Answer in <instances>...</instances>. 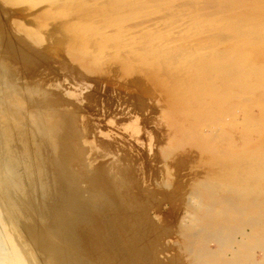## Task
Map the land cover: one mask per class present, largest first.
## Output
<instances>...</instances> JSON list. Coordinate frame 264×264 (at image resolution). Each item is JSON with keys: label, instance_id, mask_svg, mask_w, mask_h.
<instances>
[{"label": "rangeland", "instance_id": "374dc122", "mask_svg": "<svg viewBox=\"0 0 264 264\" xmlns=\"http://www.w3.org/2000/svg\"><path fill=\"white\" fill-rule=\"evenodd\" d=\"M0 76V115L25 125L0 120L21 165L3 149L0 167L27 169L0 171V231L23 264L264 259V0H0Z\"/></svg>", "mask_w": 264, "mask_h": 264}, {"label": "bare ground", "instance_id": "6f19581e", "mask_svg": "<svg viewBox=\"0 0 264 264\" xmlns=\"http://www.w3.org/2000/svg\"><path fill=\"white\" fill-rule=\"evenodd\" d=\"M7 14H8V13H7ZM145 23H146V22H145ZM151 28H152V27H151ZM144 30H145V29H144ZM154 30H155V29H154ZM7 32H9V31H7ZM7 32H6V30H5V36H6V37H5V39H6L5 41H6V42H7V41L9 42V40L11 39V38H10L11 36H10ZM111 32H112V30H111ZM147 34H148V33H147ZM166 34H167V33H166ZM174 34H175V33H174ZM152 35H154V34H152ZM9 36H10V37H9ZM168 37H169V36H168ZM163 39H164V38H163ZM220 39H221V38H220ZM243 43H244V42H243ZM245 43H246V42H245ZM10 44H11V43H10ZM153 44H154V43H153ZM241 44H242V43H241ZM216 51H217V50H216ZM0 77H1V76H0ZM2 98H5V97H2ZM6 98H7V97H6ZM263 99H264V98H263ZM260 100H261V99H260ZM260 100H259V101H260ZM5 101H6V100H5ZM252 101H253V100H252ZM1 102H2V101H1ZM247 102H248V101H247ZM256 103H257V102H256ZM2 104H3V103H2ZM0 105H1V103H0ZM243 106H244V105H243ZM254 106H255V105H254ZM5 107H7V106H5ZM259 108H260V107H259ZM0 110H1V109H0ZM5 110H6V109H5ZM8 112H10V114H11V112H12L13 114L16 113V112L10 111V110H8V109H7V113H4V111H2L1 113L6 114V116L3 115V114H1V115H0V120H4L5 123H7L9 120L6 122V120H7L8 118H5V119H4V118H2V117H3V116H4V117H7ZM10 114H9V115H10ZM13 114H11V115L13 116ZM262 114H263V113H262ZM2 115H3V116H2ZM11 115H10V116H11ZM12 116L10 117V121H11L10 123L14 122V120L12 121L11 118L13 119V118L15 117V115H14L13 117H12ZM262 116H263V115H262ZM22 120H23V119L18 120L17 122H16V120H15V122H16L17 125H18V124H20V125L22 124V127H24L25 125L23 126ZM15 122H14V123H15ZM18 122H21V123H18ZM261 122H262V121H261ZM3 123H4V122H3ZM7 124H9V123H7ZM7 124H4L5 127H7V128L10 127L11 124H10V125H7ZM40 124H41V123H40ZM6 125H7V126H6ZM13 125H15V124H13ZM39 126H40V128H41V125H39ZM0 127H1V126H0ZM15 127H16V125H15ZM15 127H14V128H15ZM37 127H38V125H37ZM1 128H2V127H1ZM16 128L18 129V127H16ZM40 128H39V130H40ZM2 129H3V128H2ZM5 129H6V128H5ZM9 129L14 130L13 128H9ZM19 129H21V128H19ZM6 130H7V129H6ZM12 130H10V133H13V132H11ZM15 130H16V129H15ZM15 130H14V131H15ZM7 131H8V133H9V130H7ZM19 131H20V130H19ZM4 132H5V131H4ZM15 132H17V131H15ZM15 132H14V133H15ZM249 132H250V131H249ZM10 133L8 134V136L11 135ZM0 136H1V135H0ZM30 136H31V135H30ZM30 136H29V137H30ZM11 137H12V136H11ZM29 137H28V138H29ZM31 137H33V136H31ZM9 138H10V137H9ZM13 138H14V137H13ZM20 138H21V137H20ZM26 138H27V137H26ZM28 138H27V139H28ZM17 139H18V138H17ZM27 139H26V141H24L25 143H27V141H28ZM1 140H2V139H1ZM32 140L34 141V138L31 139V140H29L28 142L31 141V143H32ZM40 141H41V140H40ZM17 142H18V141H17ZM20 142H21V141H20ZM20 142H19V143H20ZM24 142H22V143H23V145L25 146ZM34 142H35V144H36L37 140L34 141ZM250 142H251V141H250ZM31 143H30V144H31ZM38 143H39V142H38ZM15 144H16V143H15ZM17 144H18V143H17ZM32 144H33V143H32ZM32 144H31V145H32ZM7 145H8V144H7ZM27 145H29V143H28ZM37 145H38V144H37ZM11 146H12V145H11ZM21 146H22V144H21ZM29 146H30V145H29ZM8 147H9V146H8ZM26 147H27V146H26ZM37 147H38V146H37ZM10 148H11V147H10ZM21 148H22V147H21ZM27 148H29V147H27ZM3 149H4L3 157L1 156V154H0V156H1L3 159H5V158H6L5 156L10 155V154H7V155H6V152H7V153L9 152V151H8L9 148H8V149L3 148ZM3 149H2V150H3ZM2 150H0V151L2 152ZM5 150H7V151L5 152ZM21 150H22V149H21ZM23 150H24V149H23ZM27 152H28V151H27ZM4 153H5V155H4ZM37 155H38V154H37ZM23 156H25V155H23ZM27 156H28V155H27ZM4 157H5V158H4ZM18 157H19V156H18ZM21 157H22V156H20V158H21ZM25 157H26V156H25ZM25 157H23L22 159H24ZM29 157H30V156H29ZM31 157H32V156H31ZM38 158H39V157H38ZM38 158L35 157L34 159H32V160L30 161V162H32V163H30V164H33V165L31 166V167L33 168V169H31V171H32V170L34 171V169H35L36 171L39 172V174L42 175L41 171L39 170V166H41V165H40V160H39ZM7 159H9V156L7 157ZM5 160H6V159H5ZM9 160H11V157H10ZM13 160L15 161V163L17 162V160L20 161L19 158L16 160V157H15L14 159L12 158V160H11V164L13 163ZM233 160H234V159H233ZM244 161H245V160H243V162H244ZM2 162H3V161H1V164H0V165H3ZM6 162H8V161L6 160ZM51 162H52V161H51ZM9 163H10V161L8 162V164H9ZM17 163H18V165H20L19 162H17ZM244 163H245V162H244ZM244 163H242V164H244ZM6 164H7V163H6ZM13 164H14V163H13ZM13 164H12V165H13ZM14 165H15V164H14ZM236 165H237V164H236ZM3 166H5V164H4ZM3 166H1V167H2V169H5V170H3V177H2V175H1V177H2V178H5L6 180L9 179V178H12L14 175L11 174V170H10V171H7L8 169L5 168L6 166H5L4 168H3ZM9 166H10V167H9ZM9 166H7V167H8L9 169H10V168L12 169V167H11L10 164H9ZM15 166H16V168H15V170H14V167H15ZM15 166H13V170H14V171H16V170L18 169V168H17V164H16ZM20 166H21V165H20ZM242 166H243V165H242ZM246 166H247V165H246ZM1 167H0V171L2 172ZM18 167H19V166H18ZM31 167L29 166V168H31ZM6 169H7V170H6ZM24 169H26V168L24 167L23 170H24ZM41 169H42V168H41ZM18 170H19V169H18ZM23 170L21 169V170H20V171H21V172H20L21 175H19V176H18V175H15V178H17L16 176H18V178H21V176H22V171H23ZM26 170H27V169H26ZM224 170H225V169H224ZM233 170H234V169H233ZM238 170H239V169H238ZM4 171H5V172H4ZM18 172H19V171H18ZM27 172H28V171H27ZM52 172H53V171H52ZM235 172H236V171H235ZM237 172H238V171H237ZM14 173H15V172H14ZM20 173H18V174H20ZM24 173H25V172H24ZM0 174H2V173H0ZM16 174H17V173H16ZM222 174H223V173H222ZM231 174H232V173H231ZM261 174H262V173H261ZM51 175H53V174H51ZM216 175H217V174L213 175V177H210V180H211V178H214V176H216ZM219 175H221V174H218L217 177H219ZM227 176H228V175H227ZM238 176H239V175H238ZM256 176H257V175H256ZM1 177H0V178H1ZM230 177H231V176H230ZM15 178L13 177V180L9 179V180H10V183H12L13 181H16ZM18 178H17V179H18ZM38 178H39V177H38ZM44 178H45V177H44ZM239 178H240V177H239ZM241 178H242V177H241ZM5 179H4V180L2 179L1 181L4 182ZM42 179H43V178H42ZM58 179H59V178H58ZM217 179H218V178H217ZM219 179H220V178H219ZM223 179H225V178H223ZM233 179H234V178H233ZM18 180L20 181V179H18ZM212 180H214V179H212ZM235 180H236V179H235ZM253 180H254V179H253ZM11 181H12V182H11ZM38 181H43V182H44V179L41 180V176H40V180L38 179ZM38 181H37V182H38ZM45 181H46V180H45ZM207 181H209V180H207ZM224 181H225V180H224ZM224 181H223V182H224ZM226 181H227V179H226ZM229 181H230V180H229ZM248 181H250V180H248ZM6 182H8V183H6V185H7V184H9V186L12 185V184L9 183V181H6ZM230 182H231V181H230ZM236 182H237V181H236ZM236 182H235V183H236ZM19 183H20V182H19ZM19 183H18V184H19ZM41 183H42V182H41ZM41 183H40V184H41ZM44 183H45V182H44ZM208 183H211V182L209 181ZM208 183H207V184H208ZM221 183H222V181H221ZM221 183H220V187L223 186V185H221ZM228 183H229V182H228ZM228 183H227V184H228ZM232 183H233V182H232ZM232 183H231V185L234 184V183H233V184H232ZM237 183H238V182H237ZM240 183H241V182H240ZM249 183H250V182H249ZM251 183H252V179H251ZM254 183H255V182H254ZM18 184H17V182H16V185H14V184H13V185H14V186H18ZM204 184H205V183H204ZM207 184H206V185H207ZM223 184H226V183H223ZM229 184H230V183H229ZM229 184H228V185H229ZM2 185H3V184H2ZM13 185H12V188L14 187ZM19 185H20V184H19ZM42 185H43V184H42ZM237 185H239V184H237ZM217 186H218V185H217ZM226 186H227V185H226ZM226 186H225V187H226ZM247 186H248V185H247ZM6 187H8V186H6ZM202 187H204V188H203L204 190H203V189H202V190L205 191V189H206L205 186H202ZM207 187H208V186H207ZM213 187H214V186H213ZM228 187L230 188V186H227V187H226V190H227ZM251 187H252V186H251ZM214 188H215V187H214ZM221 188H222V187H221ZM15 189H17V188L15 187ZM59 189H60V188H59ZM209 189H210V188H209ZM218 189H219V188H218ZM222 189H224V188H222ZM231 189H232V188H231ZM233 189H234V188H233ZM8 190H9V187H8ZM10 190H11V189H10ZM214 190H215V189H214ZM216 190H217V189H216ZM219 190H220V189H219ZM228 190H229V189H228ZM11 191H12V190H11ZM11 191H10V192H11ZM13 191H14V190H13ZM199 191L202 192L201 190H199ZM217 191H218V190H217ZM224 191H225V189H224ZM8 192H9V191H8ZM8 192H7V193H8ZM41 192H42V191H41ZM211 192H213V190H212ZM232 192H234V191H232ZM208 193H209V192H208ZM220 193H221V194H222V193L224 194V192H222V191H221ZM242 193H243V192H242ZM244 193H245V192H244ZM256 193H258V192H256ZM9 194H10V193H9ZM205 194H206V193H205ZM231 194H232V193H231ZM41 195H42V194H41ZM201 195H202V194H201ZM211 195H212V194H211ZM211 195H210V196H211ZM216 195H217V193H216ZM216 195L213 197V199L210 198V199H212V200H211L212 203H215V202H218V201H219V198H220L219 196H220V195H219V196H216ZM234 195H235V194H234ZM234 195H232V196H234ZM238 195H240V194H238ZM242 195H243V194H242ZM242 195H241V196H242ZM254 195H255V194H254ZM263 195H264V194H263ZM35 196H36V195H35ZM42 196H43V195H42ZM204 196H205V195H204ZM207 196L209 197L208 194H207ZM221 196H222V195H221ZM241 196H239V197H241ZM251 196H252V195H251ZM251 196H250V197H251ZM255 196H256V195H255ZM40 197H41V196H40ZM222 197H223V196H222ZM236 197H237V195H236ZM239 197H238V198H239ZM250 197H249V198H250ZM43 198H45V197L43 196ZM43 198H41V199L43 200ZM228 198H229V197H228ZM230 198H231V200L229 199V201H232V203H233V200H234L235 198H234V199H232V197H230ZM255 198H257V197H255ZM259 198H261V197L259 196ZM197 199H200V198H197V196H196V199H195V200H197ZM221 199L223 200V198H221ZM225 199H226V198H225ZM247 199H248V198H247ZM261 199H262L261 201H263L264 198H261ZM44 200H45V199H44ZM222 200H221V202H222ZM238 200H241V199H238ZM238 200H236L237 203H238ZM244 200H246V199H244ZM251 200H253V197H252ZM251 200H250V201H251ZM197 201H199V200H197ZM234 201H235V200H234ZM248 201H249V200H248ZM255 201H256V200H255ZM257 201H258V199H257ZM224 202H226V201H224ZM242 202H243V201H242ZM251 202H252V201H251ZM251 202H250V203H251ZM194 203H195V202H194ZM196 203H197V202H196ZM196 203H195L194 205H196ZM237 203H236V202L233 203L232 207H235V208L241 210V208H242L241 205H243V204L241 203V205H239V203H238V204H237ZM258 203H260V202L258 201ZM205 204H206V203H205ZM221 204H222V203H221ZM223 204H225V203H223ZM251 204H252V203H251ZM194 205H193V206H194ZM199 205H200L201 207H203L200 203H199ZM228 205H230V204L227 203V206H228ZM246 205H248V204L246 203ZM200 206H198V208H199ZM243 206H244V205H243ZM191 207H192V206H191ZM191 207H190V208H191ZM195 207H197V206H194V208H195ZM207 207H208V206H207ZM210 207H211V206H210ZM228 207L230 208V206H228ZM232 207H231V208H232ZM244 207H246V206H244ZM252 207H254V206H252ZM194 208H193V209H194ZM203 208H204V207H203ZM214 208H215V207H214ZM214 208H212L213 211H214ZM221 208H222V207H221ZM221 208H220V210L218 211V213H221V212H220V211H221ZM231 208H230V209H231ZM258 208H259V207H257V209H258ZM193 209L191 208V209H190V212H191V210H193ZM206 209H207V208H206ZM225 209H226V207H224V210H225ZM242 209H243V208H242ZM195 210H196V208H195ZM240 210H238V211H240ZM245 210H246V209H245ZM245 210L243 209V211H245ZM193 211H194V210H193ZM193 211H192V212H193ZM210 211H212V210L210 209ZM227 211L229 212V210H227ZM233 211H234V210H233ZM238 211L236 210V212H237V213H236L237 216H238V213H239ZM196 212H198V211L196 210ZM196 212L194 211L193 213H196ZM208 212H209V210H208ZM17 213H18V212H17ZM198 213H199V212H198ZM210 213H211V212H210ZM210 213H209V214H210ZM234 213H235V211H234ZM200 214H203V215H204L205 212H204V213L202 212V213H200ZM211 214H212V213H211ZM240 214H241V211H240ZM192 215H193V214H190V216H192ZM203 215H202V216H203ZM222 215L224 216V213H223ZM193 216H194V215H193ZM209 216H210V215H209ZM223 216H222V217H223ZM226 216H227V215H226ZM259 216H260V215H258V217H259ZM198 217H200V216H198ZM220 217H221V215H220ZM220 217H218V218H220ZM227 217H228V216H227ZM227 217H226V218H227ZM211 218H212V217H211ZM214 218H215V216H214ZM226 218H225V219H226ZM233 218H234V216H233ZM239 218H242V215H241V216L239 215ZM249 218H250V217H249ZM251 218H252V217H251ZM253 218L256 219V217H253ZM216 219H217V218H216ZM221 219H222V218H221ZM237 220H239V219H237ZM249 220H250V219H249ZM251 220H252V219H251ZM251 220H250V221H251ZM256 220H257V219H256ZM261 220H262V219H261ZM202 221H203V220H202ZM215 221H216V220H215ZM232 221H233V219H232ZM232 221H231V222H232ZM239 221L241 222L242 220H239ZM245 221H247V218H246ZM250 221H249V222H250ZM216 222H217V221H216ZM222 222H224V221H222ZM235 222H236V221H235ZM235 222H234V223H235ZM240 222H239V223H240ZM249 222H248V223H249ZM254 222H255V221H253V223H254ZM197 223H199V222L197 221ZM204 223H205V222H204ZM237 223H238V221L235 223V225H236ZM244 223H245V222H244ZM248 223H246V224H248ZM250 223H251V222H250ZM0 224H1V223H0ZM195 224H196V223H195ZM205 224H206V223H205ZM217 224H218V223H215V225H214L212 221H211V222H208V223L206 224V226L209 227V228H208V230H209V231H208V232H209V235H207V236H212V237H214V239L216 238V240H217V239L220 240L221 238H223V241H224V240L226 241V240L228 239V238L226 237V231H227V229L230 228V227H228V228L226 229L225 227H224V228H223V227H218ZM227 224H228V222H227ZM232 224H233V223H232ZM240 224L242 225V223H240ZM251 224H252V223H251ZM251 224H250V225H251ZM254 224H255V223H254ZM1 225H2V224H1ZM1 225H0V226H1ZM222 225H223V223H222ZM228 225H230V224H228ZM238 225H239V224H238ZM248 225H249V224H248ZM192 226H194V223H192ZM226 226H227V225H226ZM233 226H234V224H233ZM233 226L231 225V227H233ZM242 226H244V224H243ZM2 227H3V226H2ZM190 227H191V225L189 226V228H190ZM235 227H236V229L238 228L237 226H235ZM240 227H241V226L239 225V228H240ZM259 227H260V226H259ZM259 227H258V229H259ZM185 228H186L185 230H189L187 227H185ZM195 228H197V227H195ZM241 228H242V227H241ZM225 229H226V231H225ZM230 229H231V228H230ZM230 229H229V230H230ZM249 229H250V228H249ZM8 230H9V229H8ZM190 230H191V229H190ZM194 230H195V229H194ZM205 230H206V229H205ZM232 230H233V232H234V229H231V231H232ZM263 230H264V229H263ZM2 231H4V230H2ZM243 231H244V232H241L240 229H237V232H238V233L241 232V235L243 236V238L248 237V236H252V232H251V233H250V232H247L248 230H247V231L243 230ZM194 232H195V231H194ZM237 232H236V233H237ZM186 233H187V232H186ZM227 233H228V232H227ZM257 233H258V232H257ZM261 233H262V232H261ZM34 234H35V233H34ZM194 234H195V233H194ZM198 234H199V233H198ZM229 234H230V233H229ZM231 234H232V233H231ZM234 234H235V233H234ZM262 234H263V233H262ZM6 235H7V234H6ZM202 235H203V234H202ZM263 235H264V234H263ZM187 236H188V235H187ZM196 236H197V235H196ZM204 236H205V233H204ZM258 236H259V233H258ZM258 236H255V237H258ZM189 237H190V236H189ZM233 237H235V236H232V237H230V238H233ZM255 237L253 238V236H252L251 238H253L254 241H256L257 238H255ZM263 237H264V236H263ZM8 238H9V236H8ZM224 238H225V239H224ZM226 238H227V239H226ZM243 238H242V239H243ZM196 239H197V238H196ZM204 239H205V238H204ZM207 239H208V238H207ZM235 239H236V237H235ZM238 239H239V238H238ZM233 240H234V238H233ZM233 240H232V241L230 240L231 242L227 240L226 242H227V243H232ZM257 240H258V239H257ZM8 241H9V245H8V243H7ZM8 241L6 240V238H4V236L2 235V233H1V231H0V264H23V263H24V262H23L24 260L21 259L20 254H18L19 252L17 253V252H16L17 250L15 249V247L13 248V245H10V244H11V243H10L11 241H10L9 239H8ZM195 241H196V240H195ZM195 241H194V243H195ZM236 241H238V240L236 239ZM252 241H253V240H252ZM263 241H264V240H263ZM190 242H191V241H190ZM210 242H211V241H210ZM217 242H218V241H217ZM220 242H221V241H220ZM242 242H243V241H242ZM245 242H246V240H245ZM245 242H243V243H245ZM247 242H249V240H247ZM250 242H251V241H250ZM259 242H260V241H259ZM236 243H237V242H236ZM239 243H240V242H239ZM188 244H189V243H188ZM190 244H191V243H190ZM205 244H206V243H205ZM218 244H219V243H218ZM220 244H221V243H220ZM220 244H219V245H220ZM225 244H226V243H224V246H225ZM258 244H259V243H258ZM39 245H40V248L43 250V247L45 246L44 243L39 242ZM39 245H38V248H39ZM202 245H203V244H202ZM228 245H229V244H228ZM230 245H231V244H230ZM244 245H246L247 248L249 247L247 244H244ZM189 246H190V245H189ZM222 246H223V245H222ZM242 246H243V245H242ZM246 246H245V247H246ZM251 246H252V245H251ZM260 246H261V245H260ZM190 247H191V246H190ZM225 247H227V246H225ZM228 247H229V246H228ZM234 247H235V246H234ZM252 247H254V246H252ZM261 247L264 249L263 246H261ZM261 247H260V248H261ZM249 248H250V247H249ZM41 249H40V251H41ZM192 249H193V245H192L191 250H192ZM215 249H216V248H215ZM241 249H242V248H241ZM243 249H244V248H243ZM243 249H242V250H243ZM15 250H16V251H15ZM213 250H214V249H213ZM213 250L206 249V251H205V252L203 253V255H201V256L206 257V260H207V261H206V260L198 261V264H210V262L208 261V258H210V257H212V256L215 257V255H216V251H213ZM199 251H200V250H199ZM217 251H219V249H218ZM221 251H222V250H221ZM225 251H226V250H225ZM239 251H240V250H239ZM244 251H246V250H244ZM263 251H264V250H263ZM226 252H227V251H226ZM226 252H225V253H226ZM242 252H243V251H242ZM242 252H241V253H242ZM30 253L32 254V251H31ZM189 253H191L190 250H189ZM195 253H196V251H195ZM198 253H199V252H198ZM217 253H218V252H217ZM241 253H240V255H242ZM243 253H244V255H245V252H243ZM248 253H249V252H248ZM252 253H254V252L252 251ZM252 253H251V254H252ZM27 254H28L29 257H30L31 254H29V253H27ZM34 254H35V251L33 252V254H32L31 256H33ZM199 254H200V253H199ZM219 254H220V253H219ZM28 255H27V257H28ZM193 255H194V254H193ZM226 255H227V254H226ZM228 255H229V254H228ZM240 255H239V254H236V250H234L233 247H232V250H231V253H230L229 256H223V255H222L223 258H222L221 264H244V261H243V263H242V262L240 261V259L238 258V256L240 257ZM244 255H242V256H244ZM247 255H248V254H247ZM247 255H246V256H247ZM253 255H254V254H252V257H253ZM255 255H256V254H255ZM219 256H220V255H219ZM249 256H250V253H249ZM256 256H257V255H256ZM220 257H221V256H220ZM252 257H251V258H252ZM33 258H34V257H32V259L29 258V259L31 260L30 262H32L31 264H35V263H33ZM195 258H196V257H195ZM244 258H245V257H244ZM253 258H255V257H253ZM29 259L27 258V260H29ZM190 259H191V262H192V260H194V259L191 258V257H190ZM197 259H198V257H197ZM204 259H205V258H204ZM215 259H216V258H215ZM242 259H243V257H242ZM262 259H263V258H262ZM256 260H257V259H256ZM256 260H252V261H250V262L247 263V264H263V263H264V259L261 260V261H260V259H259L258 261H256ZM212 261H213V259H212ZM219 261H220V260H219ZM219 261H218V262H219ZM52 262H53L52 264H67L66 261H65V258H64L63 256H62L60 259H59V258H58V259H57V258H54V259L52 260ZM213 262L215 263V260H214ZM245 263H246V262H245ZM29 264H30V263H29ZM192 264H193V263H192ZM194 264H195V263H194ZM211 264H213V263L211 262Z\"/></svg>", "mask_w": 264, "mask_h": 264}]
</instances>
